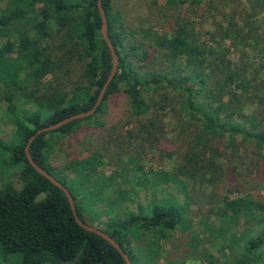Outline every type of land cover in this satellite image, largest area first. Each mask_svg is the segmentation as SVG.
Wrapping results in <instances>:
<instances>
[{"label": "trees", "instance_id": "trees-1", "mask_svg": "<svg viewBox=\"0 0 264 264\" xmlns=\"http://www.w3.org/2000/svg\"><path fill=\"white\" fill-rule=\"evenodd\" d=\"M165 1L169 6H182L193 1L200 4L201 9L206 5L201 4L202 0ZM213 1H208L209 9L215 7ZM221 1L228 3V0ZM234 1L238 0H229ZM262 1L257 3L259 7ZM101 5L107 18V35L118 56V67L100 105L91 116L39 134L28 148L34 161L69 190L79 218L89 225L84 218V209L105 203L109 199L108 191H116L125 198L126 192L114 188L111 183L117 177L127 179L125 174L129 171L117 167L109 173H99V192L87 186L76 191L68 186L69 165L60 168L51 159L63 138L90 125L103 126L99 119L110 114L108 100L114 95L120 94L128 101L129 108L124 112L130 115L127 119H134V125L126 133L129 142L137 144L135 146H141L156 132L153 123L146 124L144 120L160 119L155 112L167 107L172 98L182 95V99L179 98L180 113L187 111L188 119L203 123L196 137L200 139L201 147L198 158L194 154L186 157L181 167L192 178L206 172L208 181L214 183L216 172L223 176L228 174L223 172L222 165L215 163V158L221 156L220 145L232 151L242 146L239 142H264V128H261L264 119L253 121L252 125L236 123L235 112L226 111L224 105L227 103L223 101L224 96L233 101L249 97L264 109V62L256 65L258 69L249 79L244 69L232 66L227 60V47L214 49L206 45L201 33L191 31L192 24L182 19L173 22L169 33L146 34L141 42L128 45L131 43L126 37L131 33L126 35L121 14L113 10L112 0H101ZM230 9L233 13L241 10L244 25L232 23L234 28L226 29L220 38L238 44L252 30L248 23L250 15L245 16L246 10L242 7ZM75 14L76 19H72ZM100 25L97 0H46L45 4L41 0H0V102L7 103L15 125L10 142L0 139V151L8 157L4 164L6 176L0 180V260L4 264H126L108 241L76 223L64 192L40 175L24 153L28 138L37 129L86 111L95 102L111 69V55L99 32ZM50 35L57 40L55 47L62 51L61 57H52L48 52L45 41ZM124 41L130 53L122 51ZM180 57H187L194 65L207 60L208 68L222 83L215 99L200 95L206 78H202L195 67L175 69V60ZM74 62L79 63L85 84L74 87L76 98L72 103L64 104L59 98L58 87L51 88L42 82L52 72L63 68L70 70ZM186 70L191 75L184 74ZM191 79L201 87L192 88ZM175 90H180L181 95ZM17 106L24 110L20 115L13 112ZM228 155L224 156L230 160ZM133 158L122 157L119 164L136 160ZM93 161L94 157L89 155L70 164L85 170ZM243 164V172L241 169L234 175L228 174L232 180L242 178L249 185L264 184V155L248 151ZM154 180L157 185L179 182L175 172H156ZM154 195L146 204L138 203L136 213H125L118 220L109 219L105 228H101L100 222L97 226L92 225L115 239L132 264L141 263L129 248L130 241L142 238L145 246L155 252L159 241L168 238L172 230L190 227L179 204ZM221 204L219 227L210 228L215 231L213 236L222 238L223 248L237 254L225 264H264V252L260 250L264 242V195L259 190L249 191L237 199L224 198ZM247 207L259 212L257 225L260 231L250 236L245 231L235 230L226 237L225 228L232 226Z\"/></svg>", "mask_w": 264, "mask_h": 264}, {"label": "rangeland", "instance_id": "rangeland-1", "mask_svg": "<svg viewBox=\"0 0 264 264\" xmlns=\"http://www.w3.org/2000/svg\"><path fill=\"white\" fill-rule=\"evenodd\" d=\"M208 1H201L202 5L206 4L201 9L202 6L194 1L182 6H169L165 0H112V8L121 14L126 35L131 33L126 37L131 43L128 45L141 42L146 34L153 36V33H169L173 22L182 19L192 24L191 31L197 30L201 33L206 45L214 49L227 47V60L232 66L244 69L245 74L251 79L250 75L258 69L256 65L264 62V0L260 7L257 3L261 0L234 2L228 0V3L214 0L215 7L212 9H209ZM41 3L45 4L46 0H41ZM233 7L238 10L240 7L245 9L244 14L250 15L248 23L252 26L251 32L246 34L245 39H240L238 44L228 38H220L226 29L234 28L232 23H236V26L244 25L243 13L241 14V10L238 13L231 12L230 8ZM60 15L68 19L65 13ZM72 19H76V14ZM248 23L244 27H247ZM56 41L55 37L50 35L47 36L45 43L52 57H61L63 53L56 49ZM124 43V46H121L122 51L130 53L127 50V43L125 41ZM175 61V69L195 67L200 76L206 78V84L200 90V95L203 97L209 95L211 100L217 97L215 93L220 92L222 83L219 76L208 68L206 59L198 61L196 65L187 57H180ZM184 74L191 75L187 70ZM42 83L51 88L57 86L59 98L64 104H70L76 98L74 87L85 84L78 62H74L70 70L63 68L48 74ZM189 83L194 89L201 87L195 83V79H191ZM175 91L179 96L181 95L180 90ZM121 96L114 95L108 100V105L111 107L108 111L110 114L106 115V113V116H102L103 119H99L103 122L102 127L90 125L63 138L51 159L52 163L60 168L69 165L68 186L76 191L87 186L99 192L97 187L99 173H109L117 167L129 171L125 174L127 179L117 177L111 183L114 188L126 192L125 198L120 197L116 191L113 193L108 191L109 195L106 196L109 199L105 203L84 209L85 220L94 226L100 222L101 228H105L109 219L118 220L125 213H136L138 203L146 204L156 194L157 198L172 199L179 204L187 215L190 227L185 229L178 227L172 230L168 238L159 241V248L157 251L154 250L155 252L145 246L142 238L130 241L129 248L141 264H225L235 258L237 254L230 252L226 247L223 248L222 238L213 236L215 231L210 226L219 227L218 210L224 198L237 199L249 191L256 190L264 195L263 183L257 186L249 185V182L242 181V178L236 181L229 176L241 169L243 172V161L248 151H256L264 155V142L259 140L249 143L239 142L242 146L232 151L229 148L223 149L220 145L221 156L215 158V163L222 165L223 172L226 171L229 175L223 176L220 172H216L217 180L214 183L208 181L206 172L196 174L192 178L181 167L186 157L194 154L195 158H198L201 147L200 139L196 137L203 123L198 122L197 119H188L187 111L183 110V113H180L182 95L172 98L167 107L155 112L160 119L144 120L146 124L153 123L156 132L141 146H135L137 144H134V141L129 142L126 131L133 127L134 119H127L130 115L124 111L129 108L128 101ZM223 101L227 103L224 105L226 111L235 112L236 123L252 125L253 121L264 119L262 105L254 100L250 101L249 97L233 101L229 100L228 96H224ZM13 112L20 115L24 110L17 106ZM261 128H264V123ZM14 132L15 125L9 116L7 103L2 101L0 102V139L10 142ZM206 153L209 155L208 150ZM223 154H229L230 160H227V156ZM89 155L94 157V161L85 170L76 164H70L75 159L87 158ZM122 157H132V159L136 157V160L120 165ZM7 159V155L0 151V180L6 176L4 164ZM228 165L230 168H227ZM156 172H175L179 182L157 185L154 180ZM85 181L86 185H84ZM259 216L258 211L247 207L232 226L225 228L226 237L235 230L245 231L250 236L255 235L260 231L257 225ZM234 226L238 228L235 229ZM260 250L264 252V242ZM0 264H4L2 260Z\"/></svg>", "mask_w": 264, "mask_h": 264}, {"label": "water", "instance_id": "water-1", "mask_svg": "<svg viewBox=\"0 0 264 264\" xmlns=\"http://www.w3.org/2000/svg\"><path fill=\"white\" fill-rule=\"evenodd\" d=\"M97 8L101 17V25H100V29L99 32L101 34V37L103 39V41L105 42V44L107 45L109 51H110V55H111V69L110 72L105 80V82L103 83L98 96L95 100V102L93 103V105L86 111H81V112H77L75 114H72L68 117H65L63 119H61L60 121L54 123V124H50V125H45L39 129H37L35 131V133H33L27 141V144L24 148V153L25 156L29 162V164L42 176H44L45 178H47L51 183H53L54 185H56L57 187H59L65 194L70 208L72 210V214H73V218L76 221V223L82 227L83 229H85L86 231H90L93 233L98 234L99 236H101L102 238H104L106 241H108L118 252L119 254L122 256L123 260L125 261L126 264H132L130 258L128 257L127 253L122 249V247L120 246V244L115 241V239H113L108 233L104 232L103 230L94 227L92 225H89L87 223H85L84 221H82L77 212H76V208H75V204L73 201V198L69 192V190L60 182L58 181L54 176H52L49 172H47L44 168H42L40 165H38L34 159L31 157L30 153H29V145L30 143L41 133L43 132H47V131H51L54 129H57L59 127H61L62 125L71 122L72 120L78 119V118H83V117H88L91 116L96 109L98 108V106L100 105L103 96L105 94L106 88L108 86V84L110 83V81L113 79L116 71H117V67H118V56L117 53L115 51L114 45L112 43V41L110 40L109 36L107 35V18H106V14L105 11L101 5V0H97Z\"/></svg>", "mask_w": 264, "mask_h": 264}]
</instances>
